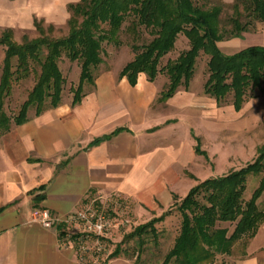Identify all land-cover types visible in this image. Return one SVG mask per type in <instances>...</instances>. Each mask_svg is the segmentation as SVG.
I'll return each mask as SVG.
<instances>
[{
  "label": "trees",
  "instance_id": "trees-1",
  "mask_svg": "<svg viewBox=\"0 0 264 264\" xmlns=\"http://www.w3.org/2000/svg\"><path fill=\"white\" fill-rule=\"evenodd\" d=\"M211 1L78 0L68 7L69 32L64 38L55 39V27L46 28L43 22L37 21L35 28L39 37L25 36L22 44L15 42L12 29L1 31L0 46L6 51L0 78V137L13 125L25 124L30 112L40 116L61 106L67 84L60 68L64 58L81 66L79 85L71 89L73 106L79 105L87 95L85 86L96 85L95 73L104 62L103 44L120 47V35L126 23H129L126 32L133 36L134 58L122 70L121 78H127L132 86H136L141 75L150 82L166 75L168 84L160 99V102H166L181 88L189 90L198 59L203 54L209 57L205 94L219 106L232 95V106L240 113L250 93H264V47L251 46L226 55L219 44L227 38L242 39L256 24H264V0H235L229 30L222 23L223 5ZM142 29L152 36L149 43H139ZM181 35L187 39L189 49L163 66L162 61L173 52ZM32 77H35L33 89L18 115L11 118L6 112V102L12 96L14 84ZM104 140L106 138L93 144ZM197 143L196 154L209 161L199 139ZM251 176H261V181L251 199L245 201ZM263 195L264 145L258 149L255 161L246 167L199 183L182 200L174 197L175 203L180 201L181 229L162 264H214L219 255L234 256L237 252L241 258L247 257L251 241L264 224V211L258 206ZM166 217L164 214L136 228L109 259L120 256L124 244L130 240L138 239V245L143 249L142 238L146 235L157 237L155 225ZM225 224L235 226L231 234L228 228L221 227ZM65 226L60 224L58 227ZM63 236L64 233L60 235ZM125 254L128 253L125 251ZM135 258L134 264H140L141 255Z\"/></svg>",
  "mask_w": 264,
  "mask_h": 264
},
{
  "label": "crops",
  "instance_id": "crops-1",
  "mask_svg": "<svg viewBox=\"0 0 264 264\" xmlns=\"http://www.w3.org/2000/svg\"><path fill=\"white\" fill-rule=\"evenodd\" d=\"M21 1L0 0V28L12 29L6 15ZM122 70L100 77L79 105L68 99L0 137V264H84L60 237L67 226L46 229L35 220L42 211L64 221L90 200L119 196L149 217L205 180L190 172L204 159L195 151L201 135L191 122L182 134L181 123L189 112L213 131L212 101L189 88L160 102L164 81L141 75L132 86ZM185 180L194 184L181 194ZM106 264L134 262L122 254Z\"/></svg>",
  "mask_w": 264,
  "mask_h": 264
},
{
  "label": "rangeland",
  "instance_id": "rangeland-1",
  "mask_svg": "<svg viewBox=\"0 0 264 264\" xmlns=\"http://www.w3.org/2000/svg\"><path fill=\"white\" fill-rule=\"evenodd\" d=\"M219 2L224 7L222 23L224 28L230 29L228 25L230 18L233 16V5L235 0H212L211 3ZM78 3V0H26L19 2L20 5L11 7L8 11L11 14L6 15L5 27H11L14 32V40L18 44H22L23 37L28 36L30 39L39 37L34 22H43L47 28L54 26L56 31L53 35L55 39H61L68 35V21L70 13L68 7L71 4ZM14 12H18V16H13ZM129 23L123 27V32L120 35L122 45L117 47L113 44H103L102 58L103 64L96 71V81L104 74L110 72L120 73L129 62L134 58L132 50L133 36L126 32ZM6 28H0V32ZM140 44L149 43L152 36L149 31L142 29ZM251 46L264 47V24H256L250 33L244 34L242 39L227 38L219 44L220 49L226 55H233L245 48ZM189 49L187 39L181 35L176 43L173 52L167 56L162 65L165 66L170 61H175L179 56ZM6 49L0 46V78L2 75L3 62L5 59ZM208 62L209 57L201 55L196 65L194 79L190 86V91L196 95L212 101L216 115L214 118V129H208L199 116L188 112L185 121L181 123L182 134L186 133L187 123H193L196 127L195 134L201 135L202 151H206L209 156V161L204 159L199 160L200 166L191 167L190 172L197 174L200 181L215 179L228 175L231 172L238 171L248 164L255 161L258 156V149L264 145V93L256 91L247 96V103L240 113H236L233 109V96L231 95L222 106H217L215 100L210 99L204 94V86L208 80ZM60 68L66 78L67 84L63 94V102L71 100L73 95L71 89L77 88L81 76V66L79 63H71L64 58L60 64ZM160 81L168 84L166 75L160 76ZM35 85V77L27 81L14 84L12 96L6 102V112L13 118L18 115L20 107L27 100L29 93ZM95 86L86 85L85 93L87 95L95 91ZM181 88L180 91H184ZM256 95V98L253 96ZM34 112H30L33 115ZM205 139H203V138ZM203 181V182H204ZM261 176H251L248 179L247 191L244 196L245 201H249L252 194L260 185ZM194 184V181L185 180L182 184L183 188L178 191L185 194L183 191ZM181 200V199H179ZM95 202V203H94ZM95 208H98L110 219L111 230L106 239H104V247L102 251L96 253L89 252V256L84 260V264H106L107 258L115 252L124 238L131 234L136 228L144 225L153 219L161 218L164 214L167 215L163 222H158L155 227L157 237L146 235L142 239L145 247L140 249L139 240L134 239L126 242L123 246V251L128 254L126 258L135 260L138 255H141L140 264H162L167 253L173 248L176 238L181 229L182 215L178 210L180 201L174 202L173 205L164 213L149 215V217H141L136 210L135 205L130 201L119 197L111 196L105 198L104 201L99 199L90 200ZM87 203V204H88ZM258 206L264 211V195L258 202ZM170 211V212H169ZM222 228H228L230 234L234 231L235 226L230 224L221 225ZM66 231L70 235L74 231L73 226H68ZM74 233V232H73ZM96 244V239L92 237L89 241V246L92 248ZM237 252L234 256H218L214 264H264V224L261 227L257 237L251 241L248 248V256H239ZM129 256V257H128Z\"/></svg>",
  "mask_w": 264,
  "mask_h": 264
},
{
  "label": "built area",
  "instance_id": "built-area-1",
  "mask_svg": "<svg viewBox=\"0 0 264 264\" xmlns=\"http://www.w3.org/2000/svg\"><path fill=\"white\" fill-rule=\"evenodd\" d=\"M95 203V202H94ZM35 220L44 228L52 229L58 224H65L74 227V233L70 235L66 231L62 237L65 242L74 244L79 259L84 263V260L89 256L90 251L99 253L104 247V239L107 238L111 230L110 219L95 208L91 203L84 205L78 212L69 216L64 221L52 217L50 211H42L36 214ZM96 239V244L92 248L89 246L90 239Z\"/></svg>",
  "mask_w": 264,
  "mask_h": 264
}]
</instances>
